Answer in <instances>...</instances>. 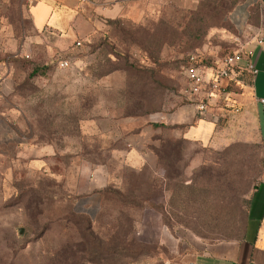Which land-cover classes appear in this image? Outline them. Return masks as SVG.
Segmentation results:
<instances>
[{"label":"rangeland","instance_id":"1","mask_svg":"<svg viewBox=\"0 0 264 264\" xmlns=\"http://www.w3.org/2000/svg\"><path fill=\"white\" fill-rule=\"evenodd\" d=\"M242 1L80 0L89 38L48 55L31 42L32 6L0 0V44L15 48L16 68L15 108L0 121V264H163L241 237L262 145L186 139L195 123L171 119L190 105L227 131L247 72L224 80L202 117L180 93L189 55L240 49L228 17Z\"/></svg>","mask_w":264,"mask_h":264},{"label":"crops","instance_id":"2","mask_svg":"<svg viewBox=\"0 0 264 264\" xmlns=\"http://www.w3.org/2000/svg\"><path fill=\"white\" fill-rule=\"evenodd\" d=\"M44 1L32 4L30 9L35 31L34 41L31 42L38 44L39 52L48 55L67 53L73 39L89 38V31L78 22V9L82 6L80 0ZM48 1L54 5H49ZM228 19L242 39L240 49L251 52L256 73L250 78L249 90L237 95L239 107L227 115V131L219 137L220 133L218 135L215 131L213 110H209L205 119L196 121L193 106L190 105L179 108L171 120L175 123H195L187 130L186 139H199L216 145L235 141L248 143L255 138L264 149V40L262 44L258 42L264 31V0H243L230 12ZM14 50L12 46L0 44V121L9 122L8 118L12 115L8 112H13L15 108L7 98L13 91L10 92V88L14 85L16 68L6 57ZM31 50L35 48L25 43L20 51L28 58ZM215 98L209 104L212 105ZM163 264H264V167L249 192L241 239L223 240L201 247L193 245L190 253L177 255Z\"/></svg>","mask_w":264,"mask_h":264},{"label":"built area","instance_id":"3","mask_svg":"<svg viewBox=\"0 0 264 264\" xmlns=\"http://www.w3.org/2000/svg\"><path fill=\"white\" fill-rule=\"evenodd\" d=\"M28 5L40 0H25ZM264 31L258 40L262 44ZM80 46V42L75 43ZM251 52L239 49L224 57L209 58L200 54H193L188 59V65L184 68L186 86L181 91V96L188 103L195 105L196 112L201 117L207 112L209 101L217 93H220L224 80H233L239 71L247 72L250 77L256 73V68L251 61ZM58 65L61 68L70 66V61L60 59ZM263 102V101H262Z\"/></svg>","mask_w":264,"mask_h":264},{"label":"trees","instance_id":"4","mask_svg":"<svg viewBox=\"0 0 264 264\" xmlns=\"http://www.w3.org/2000/svg\"><path fill=\"white\" fill-rule=\"evenodd\" d=\"M238 0H235V2L234 3H236ZM192 55H193V53H192ZM191 55H189L188 57H187V59H186V63H185V65H184V67H183V69L188 65V59H189V57H190ZM31 75H33V74H31ZM154 126H156V125H154ZM160 126V125H159ZM171 150H173V149H171ZM157 156H158V161L160 162V163H164L165 164V166L167 165V170L168 169H170V168H173V165H171V160H172V158L171 157H169L168 155L165 157V155L163 154H161V152H157ZM204 168L205 167H202L201 168V170L199 171V174H203V173H205V171H204ZM165 177V179L166 178H168V175H165L164 176ZM135 192H136V190H135ZM134 193V191H132L131 192V194H133ZM248 204V203H247ZM245 216H246V211H245ZM244 222H245V219H244ZM243 231H244V224H243ZM243 231H242V235H243ZM242 235H241V237L240 238H238V239H234V240H239V239H241L242 238Z\"/></svg>","mask_w":264,"mask_h":264},{"label":"water","instance_id":"5","mask_svg":"<svg viewBox=\"0 0 264 264\" xmlns=\"http://www.w3.org/2000/svg\"><path fill=\"white\" fill-rule=\"evenodd\" d=\"M19 233L22 234V229L19 230Z\"/></svg>","mask_w":264,"mask_h":264}]
</instances>
